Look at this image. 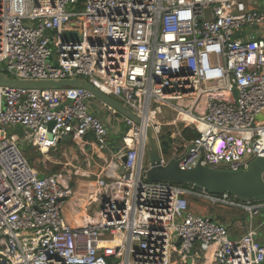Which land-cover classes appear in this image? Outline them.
Listing matches in <instances>:
<instances>
[{
    "label": "built area",
    "instance_id": "obj_1",
    "mask_svg": "<svg viewBox=\"0 0 264 264\" xmlns=\"http://www.w3.org/2000/svg\"><path fill=\"white\" fill-rule=\"evenodd\" d=\"M0 72L88 80L141 119L84 87L0 85V264L264 263L263 223L234 238L201 210L235 211L241 225L264 200L149 181L144 164L149 126L163 164L238 170L264 156V0H0ZM66 138L111 152L75 224L71 177L41 175L24 154Z\"/></svg>",
    "mask_w": 264,
    "mask_h": 264
},
{
    "label": "water",
    "instance_id": "obj_2",
    "mask_svg": "<svg viewBox=\"0 0 264 264\" xmlns=\"http://www.w3.org/2000/svg\"><path fill=\"white\" fill-rule=\"evenodd\" d=\"M67 35L76 36L79 40L81 36L76 33ZM0 85L16 86L22 88L49 89L62 86L84 87L98 97L108 102L122 113L140 123V117L129 107L117 99L104 94L88 80L66 79V80H21L7 76L0 72ZM54 123H51L53 126ZM48 137L53 139L52 133ZM147 159L149 161L147 178L153 182H168L173 184H194L197 188L207 189L212 193H225L237 197L240 201L264 200V156L253 159L248 169H224L213 168L199 162L191 168L184 169L181 166L180 158H171L163 164L161 150L158 141L149 126L147 129ZM121 160L126 162V155ZM123 169H120L122 172Z\"/></svg>",
    "mask_w": 264,
    "mask_h": 264
},
{
    "label": "crops",
    "instance_id": "obj_3",
    "mask_svg": "<svg viewBox=\"0 0 264 264\" xmlns=\"http://www.w3.org/2000/svg\"><path fill=\"white\" fill-rule=\"evenodd\" d=\"M119 135H122V133H112L111 140L113 145H116V149H111L113 151L119 148ZM110 153V151H102L93 143L88 145L78 143L74 138L63 139L57 148L51 149L47 154L40 152L47 170L71 177V186L75 193L65 208V217L69 222L75 224L79 223L80 219H82L87 206V192L90 189V184L92 185L95 183L97 175ZM28 157L32 159L34 156L30 154ZM60 158H64L65 160L62 161ZM47 166H49V168H47ZM40 174L44 175V173ZM93 209L89 210L90 214L95 212V209ZM201 210L214 217V219L225 223L228 227L229 235L234 238L240 236L250 227H257L260 223L264 224V215L254 219H249L247 217L243 219L244 217H242V224L240 225L239 217L237 214L233 213L234 211L228 213V211L231 210H214V208L211 207ZM258 238L264 243V226L258 228Z\"/></svg>",
    "mask_w": 264,
    "mask_h": 264
},
{
    "label": "rangeland",
    "instance_id": "obj_4",
    "mask_svg": "<svg viewBox=\"0 0 264 264\" xmlns=\"http://www.w3.org/2000/svg\"><path fill=\"white\" fill-rule=\"evenodd\" d=\"M122 127H123V133L125 134V132L127 131V129H128V126L127 125H122ZM165 129H169V127H166ZM10 130L11 131H14V132H17V133H19L20 135L23 133V128H22V126H20V125H18V126H14V127H11L10 128ZM118 142H120L121 143V141H122V135H119L118 136ZM119 146H120V144H119ZM27 148H26V150L24 149V154H25V156L27 157V159L29 160V162L33 165V167L34 168H36L38 171H39V173H48V171L49 170H47L46 168H45V166H44V161L42 160V156H41V154L40 153H38L37 152V150L34 148V147H32V146H26ZM32 147V148H31ZM113 149H116V145H113ZM170 151H168V152H166L165 153V155H167V156H169L170 155ZM30 154L31 155H33L34 157L31 159V158H29L28 156H30ZM36 158V159H35ZM62 161H64L65 159L64 158H60ZM105 160H107V159H105ZM144 164L145 165H147L148 164V159H147V155H146V158H145V162H144ZM47 168H49V166H47ZM96 207L97 206H95L94 208L96 209ZM211 207V206H210ZM211 208H214V210L215 209H218V208H216V207H211ZM93 212V211H92ZM233 211H228V213H232ZM234 214H236V212L234 211L233 212ZM246 218V216L243 218V219H245Z\"/></svg>",
    "mask_w": 264,
    "mask_h": 264
},
{
    "label": "trees",
    "instance_id": "obj_5",
    "mask_svg": "<svg viewBox=\"0 0 264 264\" xmlns=\"http://www.w3.org/2000/svg\"><path fill=\"white\" fill-rule=\"evenodd\" d=\"M123 134H124V133H122V136H123ZM184 134H185V137H186L187 139H192L193 137H195V136L198 135V133H197L196 131H193V130H186V131L184 132ZM172 141H173V139L170 138V136H169V132H167V133H165V134H163V135L161 136L162 151H163L164 154L170 150V147H171ZM26 148H27V147H25L24 149L26 150ZM31 148H32V147H31ZM37 152H38V151H37ZM38 153H40V152H38ZM29 158H31V157H29Z\"/></svg>",
    "mask_w": 264,
    "mask_h": 264
},
{
    "label": "bare ground",
    "instance_id": "obj_6",
    "mask_svg": "<svg viewBox=\"0 0 264 264\" xmlns=\"http://www.w3.org/2000/svg\"><path fill=\"white\" fill-rule=\"evenodd\" d=\"M184 117H186V115H183Z\"/></svg>",
    "mask_w": 264,
    "mask_h": 264
}]
</instances>
